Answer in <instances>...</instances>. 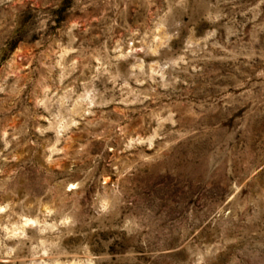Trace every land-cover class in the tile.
<instances>
[{"label":"rangeland","instance_id":"374dc122","mask_svg":"<svg viewBox=\"0 0 264 264\" xmlns=\"http://www.w3.org/2000/svg\"><path fill=\"white\" fill-rule=\"evenodd\" d=\"M0 264H264V0H0Z\"/></svg>","mask_w":264,"mask_h":264},{"label":"bare ground","instance_id":"6f19581e","mask_svg":"<svg viewBox=\"0 0 264 264\" xmlns=\"http://www.w3.org/2000/svg\"><path fill=\"white\" fill-rule=\"evenodd\" d=\"M26 222V221H25Z\"/></svg>","mask_w":264,"mask_h":264}]
</instances>
